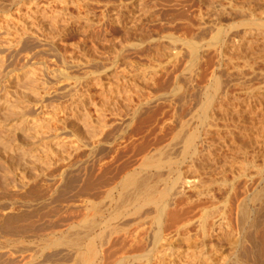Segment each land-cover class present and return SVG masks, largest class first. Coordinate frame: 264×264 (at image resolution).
<instances>
[{
  "label": "rangeland",
  "instance_id": "374dc122",
  "mask_svg": "<svg viewBox=\"0 0 264 264\" xmlns=\"http://www.w3.org/2000/svg\"><path fill=\"white\" fill-rule=\"evenodd\" d=\"M29 1L0 0V150L36 148L18 130L25 116L39 120L47 133L44 140H49L37 142L49 147L39 162L27 160L17 170L18 157L5 161L18 184L0 190V201L13 204L0 212V264H146L164 240L176 242L191 255L202 244L197 223L180 230L179 236L176 230L202 210L173 217L181 206L178 185L191 196L185 181L194 173L212 180L222 168L230 180L232 173L226 168L236 161L230 157L241 147L249 154L258 141L237 135V127L246 128L253 114L245 115V125L230 122L233 104L226 111L229 122L216 121L218 130L205 126L204 113L211 115L213 110L205 108L212 77H219L223 85L228 80L238 83L235 72L234 77L231 71L212 72L218 60L214 50L222 47L227 55L229 47L223 45L247 26L264 31V26H253L264 22V0H82L83 4L66 7L33 0L35 11L27 8ZM43 10L47 16L61 14L41 18ZM77 15L84 18L69 19ZM22 20L45 30L20 39L14 26L20 28ZM190 47L195 48V58ZM255 70L264 71V64ZM27 76H32V83H26ZM99 76L107 87L109 82L108 91L93 83ZM248 85V90L257 86ZM239 102L242 107L236 112L241 115L245 102ZM76 103L84 111L73 116L70 109ZM84 112L90 121L81 119ZM255 117L264 119V112ZM228 126L236 130H226ZM191 136L195 138L188 149ZM193 152L198 153L196 162ZM192 160L200 163L197 171L190 168ZM7 173L0 170V175ZM139 180L146 189L127 197ZM263 186L261 174L254 190L244 194L246 220L241 219L243 209L230 213L231 232L217 251L221 263L264 261V207L256 211L252 201L253 192ZM13 210L16 217L4 223L3 217L9 218ZM254 217L259 220L258 233L250 228ZM186 234L188 243L183 241Z\"/></svg>",
  "mask_w": 264,
  "mask_h": 264
},
{
  "label": "bare ground",
  "instance_id": "6f19581e",
  "mask_svg": "<svg viewBox=\"0 0 264 264\" xmlns=\"http://www.w3.org/2000/svg\"><path fill=\"white\" fill-rule=\"evenodd\" d=\"M51 1L53 3L62 5L63 7H66L68 5H73V6L76 5L77 6L79 4H83L82 0H74V1L73 0H51ZM29 2H26L27 8H31L35 11L37 8L35 3H37V2H35L33 0L29 1ZM60 14H52V15L47 16V15H44V10H43L42 14H40L39 16L41 18H49V17L57 18V16H59ZM79 16L78 15H77V17L73 16L74 18L70 17L69 19H72V21L73 20L77 21L79 19L84 18V16H83V18H80L81 16L80 17ZM6 17H8V16H5V18ZM41 20L42 19H40V21ZM25 21L23 22V20H22L23 23L20 24V28L14 26V29L18 30L16 34H18V37L20 39H22L24 35L29 34V33L32 34V36L35 34L37 35L38 33L42 34L41 32H38L41 29V28H38V25L35 26V25H33V23L28 25V23H26ZM9 22H10V20H9ZM71 23H70V25H71ZM18 25L19 24H17V26ZM201 25H203V24H201ZM253 26H264V22L262 24H260V23L255 24ZM11 27H13V26H11ZM41 30H43V28ZM262 30L263 29L254 28L252 26H247L246 28L242 29L241 32H238L231 39H229L230 43H226L225 45H223V47H229V53L227 55L223 54L222 47L214 50L217 53L218 60L214 66L215 70L212 72H215L216 70L217 71L220 70L219 73L224 71V72H227L228 74H230L228 71H231V72H233V73H231L232 76L235 72V74H236L235 77H237V79L235 78L234 80H237L236 82H238V83H235V81L233 82L232 76L230 75L231 77L230 76L229 77L231 78L232 81L230 82L227 79L228 82L226 81L225 84L223 85L220 82L219 77H216V75L213 76L212 77L213 79H211V80H213V82L211 83L212 84V86H211L212 87V90H211L212 94H210V95L208 94L210 97L207 95V100H206L207 103H206L205 108L210 109V111L212 109L214 110V108H215V110L211 111V115L204 113L205 114V117H204L205 126H207V128H209L207 130H214V129L218 130L217 129L218 126L215 123L216 121H217V123H218V121H223L226 123V121H228L230 119V118L229 119L227 118V116H229V115L227 114L226 111H227V109H230V106L232 104H233L232 108H234L235 111L233 110L234 112H232V114H230V116L232 115L230 122L232 120L233 121L236 120L235 123L238 125V123L243 121L242 125H245V124H243L245 122L244 121L245 115H247L248 113L253 114V116L251 117V121H250L251 127L248 126L250 122H249V120L247 121V119L249 118V116H247L248 118L246 117L247 118L246 123L247 122H249V123H247L248 125H245V127L247 126L246 128H243V127L239 128L235 125L234 122H232L237 127V130L234 128H231V126L234 127V125L225 127V129L231 128V132H232V130H236L238 133V134L237 133L236 134L238 136H248V137H249V135H250V137L254 136V138L258 139L259 144L257 146H255L257 144V143L255 144V142H258V141L253 142L252 152H250L251 154L249 153L251 156H248L249 154H248L247 150L243 149V147H241L240 149L235 151L236 152L235 153L236 156L234 155L235 157L233 155H232L233 157L229 156L233 160V162H234V159H236V161L234 163L230 162L229 157H227L228 158L227 160H229L228 161L229 164L230 163L233 164V165H229V168H226V169H230V173H232V174H230V175H232V178L230 180L227 179L224 175H222L223 172L225 174L224 168L221 169L222 174L218 173L219 176H217V175H216L217 177L213 176L212 180H210L208 178H206V180H205V178H202L200 176H195L196 174L194 172L197 171L196 170L197 165L200 166L199 165L200 163L199 164L195 163L198 153L193 152L194 157H195V162H194V160H192L193 162L191 161L190 168L191 167L194 168L195 171L191 169L192 171H194L193 172L194 175L191 178L189 177L190 179L185 181V184L187 185V188H189L191 190L192 195L190 194L191 196H189V195L184 194L183 193L184 191L182 189V187H183L182 184L178 185L179 187L177 189V193H176L177 196L176 197H179V200H178L179 203L178 204H180L181 206H180V208H178L176 210L173 217H176L177 215H181V214H185V213L189 214L191 211H194L197 208L201 207V210H202L201 214L198 217H196V219H193L192 217H190L189 219H186L183 223H181V225L176 230V233L179 236L180 235L179 233H181L180 230L184 229V231H185L188 228V226H190V224L197 223V227L199 229L200 236L202 239L201 247L198 249L192 250V252L189 250L190 251L189 253H192L191 255H189L187 253L188 251L185 253L181 250V248L179 246H176L177 244L175 241L174 242L176 245L174 243H172V241H170V240H164V242L162 241L163 243L161 245V248L159 247L158 250H156L157 253L154 254L155 256L153 258H151V260H150L151 262H148L146 264H223V263H221L220 260H217L218 259L217 251L219 249L218 247L222 246V244H220V241L224 240L225 237H227L231 232V229H232L231 228V221H232L231 218L232 217H231L230 213L233 211V208L236 211L239 209H243V210L245 209L244 208L245 207V200L247 197L244 194H247L248 191L251 189L254 190L255 182L258 179V176L261 174H264V160L261 159V162H259L260 156L264 155V121H263L264 119H262V118L259 120L254 119L257 117V115L255 117V113L264 112V71L261 70L258 72L255 70V66H257L258 64H260V65L264 64V31H262ZM35 31H37L38 33H34ZM45 32H47V31H45ZM34 37H36V36H34ZM8 43H11V42L8 40ZM256 48L258 49L259 52L255 51ZM190 50L192 52L193 58H195V56H196L195 48L190 47ZM236 60H239L241 62V65H237L236 63L238 61L236 62ZM240 62L238 64H240ZM194 63L192 66L195 65ZM38 70H40V69H38ZM228 74H227V76H228ZM29 75H30V73H29ZM99 79H100V76L97 79H95L93 83H96V82H98V84L101 83L100 84L101 87H103V88L106 87L105 89L107 90L108 87L110 86L109 82H107L108 83V87H107V85L102 83L103 81L101 82L102 79H100V80ZM192 79H193V77H192ZM25 80H26V83H32L34 79L32 78V76H27ZM192 81L193 80H191V82ZM246 83H249L248 88L250 87V83H255V84H257V86L248 90L246 87ZM242 86H245L246 88L242 87ZM211 87L209 86L207 88L209 89ZM237 94L240 95L241 100L238 98L239 96L237 97ZM241 95L244 97H242ZM242 98H243V101L245 102L244 110H243V114H241V112H240L241 115H238L239 113H237L236 110L241 109L242 106L240 105L239 101H242ZM80 99L83 101V98L80 97ZM215 100L218 102H216ZM214 101L216 102V106L213 104ZM244 102H241V104H243ZM80 103H82V102H80ZM80 103L74 104L75 108L73 110L70 109L72 111L71 113H74L73 116L74 115L77 116L78 112L84 111V110L83 111L81 110L82 108L79 109ZM52 104H54V103H52ZM82 105H84V103H82ZM97 109L99 111L101 110V108H97ZM53 110L55 112V109H53ZM15 111H17V109H15ZM215 111H216V113H215ZM88 117H89V113L84 112L81 119L88 122V121H90V120H88L89 119ZM42 119H43V117H42ZM56 120H58V119H56ZM238 121H240V122H238ZM227 124H226V126H227ZM1 128L2 127L0 126V129ZM19 129L21 130V132L23 131V133L25 134V136L27 138L32 140V145L35 146L37 148V150L35 147H34L35 149L30 150V151L29 150L24 151L23 149H6L8 147H5V148L0 150V170H8V172H9L6 175L7 177L5 175H2V174L0 175V190H2V191H3V189H5V191H6L7 187L8 188L13 187L15 189L16 184H18V183L15 184L12 180V178L15 177V176L13 177V175H15L14 172H12L13 167L10 166L11 167L10 168L9 167L10 163L7 162L8 163L7 164L5 161L12 162L16 157H18L19 163L17 165H15V168H14L17 170V169L21 168L20 165L26 164L27 160H30L34 164L36 162H39L40 156L44 152L48 151L47 147H49V146H45V144H44L45 147L42 144H41L42 146L41 145L39 146L40 143L38 144V142H37V141H41V140L46 139L45 134H47V133H45L46 132L44 130L45 128L40 129V123H39L38 119L34 120V117H33V119H28V117H26V116L23 117L22 120L18 123V130ZM46 130H50V129L46 128ZM226 130H228V129H226ZM223 131H224V129H223ZM229 131H230V129H229ZM231 132H229V133L227 132L228 136H229V134H233ZM233 135H231V138ZM52 136L50 135V137H52ZM1 138H2V136H1ZM194 138H195V136H191V138H189L188 147H187L188 149H190L192 147ZM234 139L236 140V137ZM234 139H232V140H234ZM48 140H44V141H48ZM42 142L43 141H41V143ZM56 145H57V143H56ZM208 153L209 154H207V156H209V158H212L211 157L212 154H210V152H208ZM214 157H216V155L213 156V158ZM200 158H202V157H200ZM197 161H199V159ZM224 162H226V161H224ZM224 165H225V163H224ZM227 165H228V163H227ZM218 166H219V164H218ZM222 167H225V166H222ZM209 168H210V165H209ZM209 168H207V170ZM211 171H212V168H211ZM216 172H218V171H216ZM190 175H192V174H190ZM207 175H209V174H207ZM183 178H185V177H183ZM183 178H181V176H180L179 179L182 180ZM179 179H178V181H179ZM136 181L133 183L132 193H129V194L127 193V197H128V195L130 197L131 195L140 194L141 191H144L146 189V184L144 181H142V180L141 181L139 180V182H136ZM12 191H13V189H12ZM215 192L220 195V198H221L220 200L217 199ZM252 195H253L252 201L254 200L257 203V210L256 211H258L259 208L264 207V186L261 187L260 190L254 191ZM243 201H244V203H243ZM233 202H237V204H235ZM12 205H13L12 202H10V200H8V199H4L3 203L0 201V212L2 210H4L5 208L11 207ZM243 210L240 214L242 220L246 218V214H245L246 209L244 211ZM260 211H262V210H260ZM8 217L9 218H6V216L3 217V222L4 221L8 222L11 219L16 217L14 210H13V212H10L8 214ZM242 222L243 221H241V223ZM258 222H259V220L256 217H254L253 219L252 218L250 219V228L252 229L253 232H255V231L257 233L259 232L258 231L259 230V223ZM243 223H242V225H244ZM260 224H261V222H260ZM262 224H263L262 226H264V221ZM14 229L15 228H13V232H14ZM261 231H262V228H261ZM260 234H262V232ZM263 235H261V236H263ZM257 238H259V237H257ZM261 238H263V237H261ZM180 240H181V238H180ZM207 240L211 241V244L208 242L209 245H207L206 244ZM212 240H216V242L214 243V241H213V243H212ZM183 241L187 242V243L190 242L189 236H187V234H186L185 238H183ZM216 256H217V258H216ZM253 256L255 257L256 255H253ZM257 259H259V258H257ZM258 262H259V260H258ZM254 264H256V263H254ZM259 264H264V261L260 262Z\"/></svg>",
  "mask_w": 264,
  "mask_h": 264
}]
</instances>
